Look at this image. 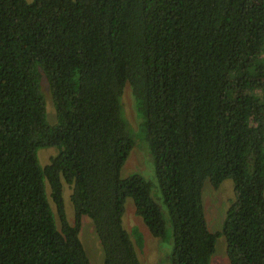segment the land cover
Segmentation results:
<instances>
[{
	"label": "trees",
	"instance_id": "1",
	"mask_svg": "<svg viewBox=\"0 0 264 264\" xmlns=\"http://www.w3.org/2000/svg\"><path fill=\"white\" fill-rule=\"evenodd\" d=\"M262 43L264 0H0V264H91L85 216L103 264H141L127 198L171 264H212L220 236L229 264H264ZM137 140L154 180L122 176ZM43 147L58 149L44 166ZM227 179L236 198L212 231L205 183Z\"/></svg>",
	"mask_w": 264,
	"mask_h": 264
},
{
	"label": "rangeland",
	"instance_id": "2",
	"mask_svg": "<svg viewBox=\"0 0 264 264\" xmlns=\"http://www.w3.org/2000/svg\"><path fill=\"white\" fill-rule=\"evenodd\" d=\"M258 49L261 52V55L264 56V43H262ZM42 91L45 95L48 119L51 123L55 124L57 122L56 110L46 77H44L42 80ZM259 94L261 97H264V89L260 90ZM122 100L125 115L130 126L134 129H137L139 118L136 113L134 97L132 95L130 86L126 87ZM259 116L264 120V114ZM255 126L258 128L257 122L255 123ZM57 154L58 149L55 147L40 148L38 155L41 165L44 166L49 163L51 158ZM136 171L142 174L145 178L154 180V166L150 160V155L146 144L140 140H137L136 146L133 148L124 164L122 176H127ZM70 193V186L65 185L64 195L66 212L69 220L73 221L75 212L70 200ZM235 198L236 192L231 179L225 180L218 189L213 188L209 182L205 183L203 190V204L208 225L212 231H219L222 229L226 211ZM51 203L56 214L55 206L52 201ZM125 208V227L128 230L138 227L139 231L143 235V246L141 248L137 247L141 264H171L169 260V253L172 249V245L163 242L160 238L152 234L148 226L144 223L143 219L137 215L135 204L131 198H127ZM163 211L165 216L169 218L167 208L164 207V205ZM56 217L58 219L57 214ZM81 239L91 259V264H103L104 252L102 245L96 232L94 223L88 216H85L83 220ZM211 263L229 264L226 254V241L223 236H220L217 239L215 252L211 257Z\"/></svg>",
	"mask_w": 264,
	"mask_h": 264
}]
</instances>
